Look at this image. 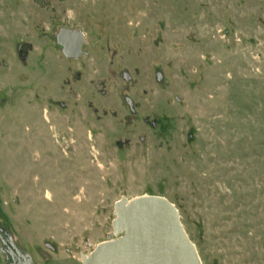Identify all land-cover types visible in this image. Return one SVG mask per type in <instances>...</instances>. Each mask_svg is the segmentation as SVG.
Returning <instances> with one entry per match:
<instances>
[{
    "label": "rangeland",
    "instance_id": "1",
    "mask_svg": "<svg viewBox=\"0 0 264 264\" xmlns=\"http://www.w3.org/2000/svg\"><path fill=\"white\" fill-rule=\"evenodd\" d=\"M145 195L264 264V0H0V264H82Z\"/></svg>",
    "mask_w": 264,
    "mask_h": 264
},
{
    "label": "water",
    "instance_id": "2",
    "mask_svg": "<svg viewBox=\"0 0 264 264\" xmlns=\"http://www.w3.org/2000/svg\"><path fill=\"white\" fill-rule=\"evenodd\" d=\"M60 42L68 56L79 54L81 34L63 33ZM114 209L113 232L122 235L99 243L82 264H201L177 209L165 197L122 198Z\"/></svg>",
    "mask_w": 264,
    "mask_h": 264
}]
</instances>
